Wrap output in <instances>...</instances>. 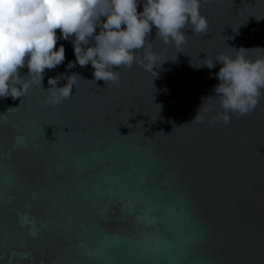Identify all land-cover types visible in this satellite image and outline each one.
<instances>
[{
    "label": "water",
    "instance_id": "95a60500",
    "mask_svg": "<svg viewBox=\"0 0 264 264\" xmlns=\"http://www.w3.org/2000/svg\"><path fill=\"white\" fill-rule=\"evenodd\" d=\"M200 12L208 32L187 29L180 52L153 26L157 67L167 60L155 76L134 63L114 68L119 86L96 81L57 29L65 60L43 88L0 97V264H264V98L210 122L217 55L264 56V0H201ZM73 74V95L46 104L48 79Z\"/></svg>",
    "mask_w": 264,
    "mask_h": 264
},
{
    "label": "clouds",
    "instance_id": "9594fccd",
    "mask_svg": "<svg viewBox=\"0 0 264 264\" xmlns=\"http://www.w3.org/2000/svg\"><path fill=\"white\" fill-rule=\"evenodd\" d=\"M137 7L138 0H0V97H24L36 84L43 88L45 69L65 60L63 45L56 49L57 29L64 40L74 37L75 63L91 64L96 81L114 86L120 82L114 68L131 69L135 63L155 76V70L167 61L157 67L160 54L153 51L149 39L153 26L156 37L178 52L187 42V29L199 35L208 32L201 0H144L143 11ZM247 51L239 48L234 56L217 55L215 61L222 66L215 74L219 84L214 92L220 110L211 123L227 125L232 116L255 110L264 98V56L252 59ZM25 65L28 74L21 76L19 70ZM203 65L215 67L213 61ZM77 76H68L62 87L57 84L63 77L49 78L45 103L55 107L69 99ZM210 111L211 107L202 105L193 121L202 123Z\"/></svg>",
    "mask_w": 264,
    "mask_h": 264
}]
</instances>
